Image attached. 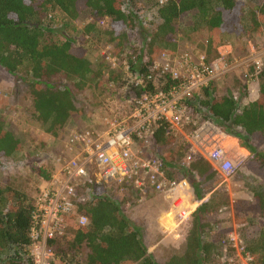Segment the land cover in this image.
<instances>
[{"label":"trees","instance_id":"1","mask_svg":"<svg viewBox=\"0 0 264 264\" xmlns=\"http://www.w3.org/2000/svg\"><path fill=\"white\" fill-rule=\"evenodd\" d=\"M157 5L158 0H0V68L16 83L27 86L33 119L55 135L69 119L83 114L76 95L91 84L97 88L105 85L103 75L108 67L92 69L85 54L87 35L95 33L93 38H102L107 34L114 44V54L120 56L130 50L128 63L132 70L147 74L155 55L176 51L181 31L193 41L204 35L198 45L206 59L213 60L210 55L216 51L221 34H259L258 23L264 22V0L249 9L246 16L237 0H168L160 8ZM155 9L160 23L152 32H145L142 22ZM81 16L90 20L76 38L69 34L77 32L76 21ZM103 19L109 20L108 31L97 24ZM245 21L246 27L242 23ZM137 27L143 39L139 46L133 42ZM144 46L148 63L143 62ZM111 77L110 81L117 82L113 73ZM250 77L257 79L258 97L242 107L227 90L219 93L215 83L194 94L186 104L198 124L211 120L226 136L255 152L251 140L264 143V64L253 67ZM151 90V83L145 82L130 91L131 98ZM21 148V141L5 129L0 118V159H11ZM153 152L161 160L165 177L185 180L199 202L190 215L187 250L191 255L172 257L167 264H212L223 237L206 241L204 236L214 234L210 224L219 222L216 219L224 201L205 196L221 179L201 157L186 165L187 146L169 132L164 122L157 125ZM255 156L259 157L256 152ZM33 170L42 180H49L52 174L48 166H34ZM89 186L94 197L77 208L88 218V226L73 227L64 237L50 242L54 253L51 264H158L148 253L140 228L125 215L123 205L107 194L104 185ZM252 199L251 203H235V218L254 212L264 225V188L253 192ZM32 201L24 192L0 185V264H33L29 250ZM245 250L253 256L252 264H264V232Z\"/></svg>","mask_w":264,"mask_h":264},{"label":"rangeland","instance_id":"2","mask_svg":"<svg viewBox=\"0 0 264 264\" xmlns=\"http://www.w3.org/2000/svg\"><path fill=\"white\" fill-rule=\"evenodd\" d=\"M237 1L243 6L245 16L249 9L261 4V0ZM146 15L149 16V13ZM86 22V19L81 16L76 21L77 32L69 35L76 38L80 37L84 26L88 24ZM159 23L142 22V29L145 32H152ZM242 23L246 27L247 22ZM97 24L104 30H109L108 19H103ZM258 24L261 29L259 34H255V32L251 34L245 32L241 35L221 34L219 36L221 40L219 39L220 42L216 51L210 55L213 59L220 57L231 66V71L223 79L216 81L215 84L219 93L227 90V94H230L240 107L255 101L258 97L257 79L250 77L253 67H261L264 64V22L260 21ZM59 25L56 24L55 27H60ZM135 31L133 42L135 46H139L143 39L140 36L139 27ZM94 35L95 33H91L86 36L85 54L92 69L98 70L100 67H106L103 60L105 48L110 46L113 51L114 44L109 41L107 34L103 35L102 38H93ZM199 37L204 38V35ZM202 39L193 41L186 36L185 31H181L177 35L178 51H188L194 58H198L204 55L202 46H200ZM126 45L129 48V45ZM132 48L134 47L131 46L129 49ZM144 48L147 50L146 46ZM145 56L147 57V53ZM104 72L107 73L106 70ZM248 75V79L243 78ZM124 79L125 76L119 69L115 75L117 83H113V90L106 87L97 88L94 83L77 94L76 103L83 108V114H78L69 119L65 126L53 135L45 126H41L33 119L31 115L32 100L27 92V86L20 82L16 83L12 76L0 68V118L5 129L11 131L22 144L20 152L11 159H0V185H10L33 198L41 181L33 167H57L63 160L71 156L73 147H71L69 136L74 131L97 125L100 118L106 116L109 111L122 109L126 104L123 96H121L125 92H123V87L126 84ZM211 123L212 125L215 124L214 122ZM212 130L214 129L212 128ZM191 131V127L183 129L184 135ZM174 133L180 140L185 141L184 135L176 130ZM197 134L199 138L202 136L209 138L211 131L197 132ZM228 137L230 139L224 143V146L237 166L235 174L229 178L218 175L221 179L220 184L212 193L205 196L207 199L213 195L224 201V206L218 213L219 218L216 219L219 222L210 224L215 235L204 236L206 241L214 239L218 235L223 237V241L214 251L216 255L213 256L212 264H240L233 247L234 242L230 240L231 235L232 238H235L240 249V246L248 247L264 232L262 219L258 218L254 212L247 213L241 219L240 217L235 218V203L240 201L253 202V192L264 188V143L257 140H251L252 142L249 143L258 154L259 157H257L255 152H250L244 148L243 143L241 144L239 140H235L231 136ZM233 140L236 141V146L240 147V151L234 146ZM145 152L149 156L153 155L147 148ZM178 179L180 178L178 177ZM106 192L111 198L123 205L125 215L140 228L143 243L156 263L167 264L172 257H182L188 253L187 235L191 228L188 216L193 214L199 206V202L193 198L191 191L190 194L187 193L186 195L184 216L181 217H177L178 211L173 207L175 203L171 195L166 196L150 190L142 193L133 187H126L118 183L109 185ZM238 210L240 211L239 208Z\"/></svg>","mask_w":264,"mask_h":264},{"label":"built area","instance_id":"3","mask_svg":"<svg viewBox=\"0 0 264 264\" xmlns=\"http://www.w3.org/2000/svg\"><path fill=\"white\" fill-rule=\"evenodd\" d=\"M167 1L158 0L157 7ZM145 22H160L156 9L146 16ZM178 43L176 51L155 55L147 74L132 70L128 63L130 50L117 56L110 46L105 48L103 60L108 70L103 75V86L113 90L111 73L116 75L120 69L125 76V92L121 96L126 104L122 109L109 111L97 125L74 131L69 136L73 147L71 156L52 168L49 180L41 179L32 198L29 229L33 264H51L54 253L50 242L64 237L73 227L88 226V218L79 214L77 208L78 204L90 202L94 197L90 184L107 188L118 183L142 193L150 190L171 195L177 217L184 216L186 195L193 192L185 180L170 181L161 169V160L153 152L159 122L166 123L178 140L174 130L184 135L185 127L192 128L184 135L185 141L180 140L188 148L186 165L201 157L219 176L229 178L235 174L237 166L220 141V136L225 134L216 124L212 125L211 120L198 124L186 104V100L225 77L232 68L220 57L208 60L205 55L194 58L188 51H178ZM145 55L144 48L143 62L148 63ZM131 59L135 61L134 57ZM145 82H150L153 90L144 91L137 99L131 98L130 91ZM203 131H211V136L199 138L197 132ZM146 148L153 155L149 156ZM230 240L234 242L240 264H252L253 258L245 248L240 246L239 249L232 235Z\"/></svg>","mask_w":264,"mask_h":264},{"label":"crops","instance_id":"4","mask_svg":"<svg viewBox=\"0 0 264 264\" xmlns=\"http://www.w3.org/2000/svg\"><path fill=\"white\" fill-rule=\"evenodd\" d=\"M253 101H254V100H253ZM253 101H252V102H253ZM220 137H221V138H220V141L222 142V144L226 143L227 140L230 139L228 136H225V135H221ZM235 140H236V139H235ZM233 143H234V146L237 147V146H236V145H237L236 141L233 140ZM232 145H233V144H232ZM237 149L240 151V147H237ZM241 150H242V149H241Z\"/></svg>","mask_w":264,"mask_h":264}]
</instances>
